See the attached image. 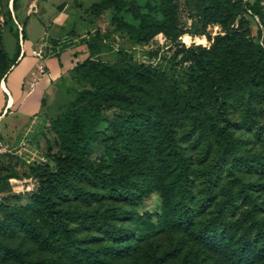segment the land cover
Listing matches in <instances>:
<instances>
[{
  "label": "trees",
  "instance_id": "trees-1",
  "mask_svg": "<svg viewBox=\"0 0 264 264\" xmlns=\"http://www.w3.org/2000/svg\"><path fill=\"white\" fill-rule=\"evenodd\" d=\"M125 6L139 20L137 26L123 22L132 42L177 35L174 0H159L161 18L141 12L134 0H99L90 11ZM246 7L258 13L248 2ZM206 8L207 22L235 20L232 0H208ZM86 44L90 54L72 76L75 84L78 74L87 77L90 87L77 90L50 120L60 151L29 167L39 186L27 203L1 205L0 234L23 232L52 256L26 260L19 248L0 241V262L107 264L135 253L148 236L177 232L164 253L184 251L177 264H207L211 255L216 264H264V150L249 148L225 117L231 100L246 95L244 123L264 145V121L258 125L253 118L264 98V34L261 43L245 46L229 33L208 46L189 42L192 87L185 89L153 67L132 62L125 51L116 62L95 59L92 44ZM14 59L0 31V74ZM108 101L118 102L123 112L108 121L111 162L105 168L89 156L92 145L103 142L98 127L107 119ZM152 193L161 199L154 219L135 210ZM74 197L85 205L111 203L80 210L71 206ZM159 262L153 253L146 264Z\"/></svg>",
  "mask_w": 264,
  "mask_h": 264
},
{
  "label": "rangeland",
  "instance_id": "rangeland-1",
  "mask_svg": "<svg viewBox=\"0 0 264 264\" xmlns=\"http://www.w3.org/2000/svg\"><path fill=\"white\" fill-rule=\"evenodd\" d=\"M98 1L81 0V11L72 17L76 24H69L63 33L70 29L71 34H75V31H83L84 35L80 42L92 44L93 48L90 50L94 54L92 55L93 58L116 62L122 51H125L132 62L153 67L172 78L178 86L184 89L192 87L190 75L193 72V66L186 58V45L189 42L194 41L208 46L219 35L229 33L233 35L235 40L239 41L240 45L245 46L250 42L261 43V37L264 34V0H232L233 12H235L236 17L234 22L229 24L207 22V19L211 17L206 8L208 0H174L177 9V35L169 37L159 33L147 42L134 43L129 38L127 25L123 22L137 26L139 20L126 11V6L120 9H106L101 14H96L90 10L88 14L83 13L92 3ZM134 1L140 6L141 12H148L156 18H161L158 10L159 0ZM8 2V0H0V31L3 35V46L6 51L10 52L16 45V38L8 31V27H10L8 23L13 20V17L10 16L11 10ZM246 2L252 4L258 13L254 14L250 9H247ZM33 16L36 15L32 14ZM84 19H90L89 23L92 24H82ZM186 37L189 39L188 42ZM197 38L203 39V42H198ZM85 48L86 52L90 53L87 44ZM77 76L76 84L75 81H71V85L64 94V102L74 96L77 90L90 87L87 77L82 74ZM245 98L246 95L237 94L231 100L229 112L225 117L234 124L232 130L235 134L248 140L247 146L249 148L256 151L264 150V145L255 137L253 131H248L244 123L246 120L244 118ZM61 103L60 100L55 105L56 112L61 109ZM117 103L116 101L105 103L103 113L107 119L98 127L99 136L103 142L93 144L89 156L91 161L96 164L100 163L105 168H108L109 165L107 164L111 162L110 153L105 148V144L109 142L107 137L110 134L108 121L123 112V108L119 107L120 104ZM254 111L253 118L259 125L264 121V98L256 103ZM54 116L36 121L10 116L0 121V140L2 142L0 146V221L2 219L1 205H23L29 201L30 194L37 190L39 181L31 176L29 167L40 161H49L51 155L60 151L56 133L50 126V120ZM223 123L224 121H221V124ZM109 203L111 201L108 199L92 202L89 205H85L77 197L71 200V206H76L80 210H92L94 208L102 210ZM160 204L159 194L152 193L144 197L135 210L139 214H149L154 219L153 214L160 210ZM177 237V232H160L148 236L139 242L138 250L135 253L112 259L107 264H146L149 256L153 253L159 257V264H177L182 261L184 251H180L174 257L164 256L165 251L177 240ZM0 241L10 247L19 248L26 260L52 256L50 252L40 249L23 232H18L13 237L0 234ZM205 262L216 264L218 259L211 255L207 256ZM0 264L27 263L18 259H8L1 261Z\"/></svg>",
  "mask_w": 264,
  "mask_h": 264
},
{
  "label": "crops",
  "instance_id": "crops-1",
  "mask_svg": "<svg viewBox=\"0 0 264 264\" xmlns=\"http://www.w3.org/2000/svg\"><path fill=\"white\" fill-rule=\"evenodd\" d=\"M8 1L13 17L8 31L15 35L16 45L10 52L3 46L15 59L0 74V121L10 116L33 121L52 117L60 100L59 112L66 108L64 94L74 81V66L90 54L86 43L80 42L83 31L63 33L69 24H76L72 17L81 11V0ZM90 6L83 13L88 14ZM89 20L82 24H92Z\"/></svg>",
  "mask_w": 264,
  "mask_h": 264
},
{
  "label": "built area",
  "instance_id": "built-area-1",
  "mask_svg": "<svg viewBox=\"0 0 264 264\" xmlns=\"http://www.w3.org/2000/svg\"><path fill=\"white\" fill-rule=\"evenodd\" d=\"M1 144H2V142H1V140H0V146H1Z\"/></svg>",
  "mask_w": 264,
  "mask_h": 264
}]
</instances>
